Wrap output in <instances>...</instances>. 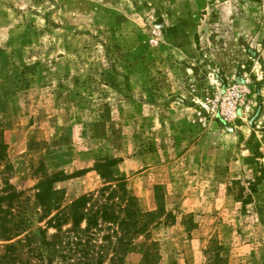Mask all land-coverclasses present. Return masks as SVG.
Masks as SVG:
<instances>
[{
  "label": "rangeland",
  "instance_id": "rangeland-1",
  "mask_svg": "<svg viewBox=\"0 0 264 264\" xmlns=\"http://www.w3.org/2000/svg\"><path fill=\"white\" fill-rule=\"evenodd\" d=\"M0 135L21 264L78 235L39 187L66 213L100 164L156 214L159 264H264V0H0Z\"/></svg>",
  "mask_w": 264,
  "mask_h": 264
},
{
  "label": "trees",
  "instance_id": "trees-1",
  "mask_svg": "<svg viewBox=\"0 0 264 264\" xmlns=\"http://www.w3.org/2000/svg\"><path fill=\"white\" fill-rule=\"evenodd\" d=\"M5 150L0 135V163L6 157ZM108 167L107 164L96 166L99 176L106 181L98 194L78 197L67 207L66 213L57 210L53 216L50 214L56 195L53 185L60 181L57 177L52 176L45 188L39 187L37 202L46 213L49 211L46 225L59 232L63 226L71 224L78 232L77 236L66 242L58 264H124L125 256L131 253L140 256L138 264H159L158 242L148 243L144 240L136 243L139 237L148 234V227L156 214L141 212L135 198L129 194L125 181L111 178ZM4 199L0 198V201ZM158 207L159 211L163 209L162 202L158 201ZM83 224L84 228H81ZM23 232L11 214L0 207V242L4 243L0 264H21L15 245H20L22 241H17V244L11 242ZM221 249L214 245L207 250L210 260L207 264H215L212 262L214 258L221 260ZM49 264L52 262L49 261Z\"/></svg>",
  "mask_w": 264,
  "mask_h": 264
}]
</instances>
